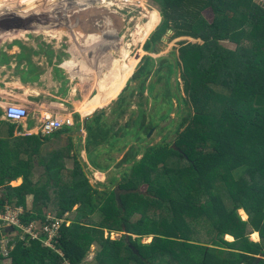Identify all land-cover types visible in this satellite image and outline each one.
<instances>
[{"label":"trees","instance_id":"trees-1","mask_svg":"<svg viewBox=\"0 0 264 264\" xmlns=\"http://www.w3.org/2000/svg\"><path fill=\"white\" fill-rule=\"evenodd\" d=\"M154 2L162 21L145 49L155 51L173 32L178 55L174 64L161 66L170 74L180 71L191 114L177 126L172 142L146 145L138 160L137 149L127 152L124 161L134 164L118 187L133 191L121 193L120 202L116 189L100 191L93 185L79 154H73V138L43 158L39 141L35 156L17 154L10 141L2 142L7 151L0 153V210H24L25 227L16 228L9 257L13 264H89L94 245L98 250L91 264H264V1ZM222 41L236 48H225ZM153 66L146 57L134 80L149 78ZM102 117L97 114L87 124L89 146L105 141L113 146ZM132 124L138 140L140 130L148 134L156 126ZM69 157L75 158L72 169ZM37 159L42 176L35 172ZM22 175L24 183L13 186ZM49 213L75 214L63 226L58 245L65 256L45 245ZM136 214L141 215L134 220ZM33 226L39 238L27 232ZM248 228L259 232V242L251 240ZM117 232L124 233L112 239ZM144 236L152 240L143 242ZM5 260L0 255V264Z\"/></svg>","mask_w":264,"mask_h":264},{"label":"rangeland","instance_id":"rangeland-1","mask_svg":"<svg viewBox=\"0 0 264 264\" xmlns=\"http://www.w3.org/2000/svg\"><path fill=\"white\" fill-rule=\"evenodd\" d=\"M263 1L261 0V2ZM34 4L36 7L61 4L63 7L79 6V9H83L78 13L68 12L69 15L56 24L59 28L63 27L62 30H57L60 34L58 38L61 42L60 52L64 55V59L69 60V71L66 72L65 68H59L58 72H61L60 76L67 79L70 89L73 87L79 91L75 84H79L82 79L77 77L73 65L75 61H88L89 68L91 69L90 66H92L94 69V72L91 70V74L96 75L99 83H104V86L100 85L102 90H99L98 93L97 90L88 89L87 97L93 98V102L97 106L111 99L100 107L93 117L103 113L100 123L109 130L108 137L113 139L110 140L113 146L105 141L99 146H92L93 152H91L80 144L78 153L91 182L98 190L116 189L119 182L122 181L124 173L130 171V167L134 164V161H124L127 152L131 148L137 149L139 154L136 159L138 160L143 156L142 152L146 145L172 142L177 135V126L191 114L190 107L184 103L186 94L180 71L175 70L170 74L167 67L161 66L165 62L174 64L176 56L174 54L178 55L173 50L178 49L175 48L176 44L170 40L173 32L168 33L163 38V42L157 44L155 51L149 52L145 49L147 41L162 21L160 8L154 0H0V9H2L0 10V35H15L20 29L27 27L32 22L30 20L37 18L33 17L35 12L22 10L35 7ZM75 14L79 15V19L74 17ZM203 15L207 20L212 19L211 13L208 11ZM96 20L104 21L103 25L99 24L106 27L99 29L98 33L95 30L98 27L94 24L95 22L93 23ZM50 22L54 21L49 20L46 24ZM110 29L111 31H109ZM221 44L231 50L236 48V45L229 41H222ZM79 45L87 53L85 55L89 56L88 60L85 58L77 60L79 57L82 58ZM40 48L42 47L40 46ZM41 51H44L43 48ZM124 51L129 60L122 59L126 56ZM49 53L52 54L53 50H50ZM60 57V62H64ZM146 57H150L154 62L151 76L145 77L146 79L134 80L135 73L143 65ZM80 70L81 75L84 74L82 67ZM118 74L122 76L117 84L113 85ZM167 77H169V81H167ZM142 85L145 86V90H142ZM78 95H81V92ZM121 99H124L123 102ZM134 121H141L145 125L154 122L156 126L150 129V131L152 130L150 135V131L145 134L143 130H140V139L138 140L134 137V132L137 130V126L132 124ZM184 128L185 125L178 131H182ZM65 129L75 132L78 130L81 135L82 129H86V127L77 125L74 128L67 126ZM83 136L84 138L88 136V132ZM84 138L83 143L85 142ZM69 158H67V167L72 169L75 167V158ZM97 164L104 168L102 169ZM146 187L147 185L140 186L144 190ZM239 213L243 218H248L242 210ZM140 215L136 214L133 219L137 220ZM74 216L75 214H70L69 219L71 220ZM93 219L100 221V214L94 215ZM123 233H113L112 239H120ZM105 235L108 237V232ZM151 240L152 236L143 237V242ZM97 250L98 247L94 245L87 260L89 264L93 262ZM2 264H13V261L11 258L6 259Z\"/></svg>","mask_w":264,"mask_h":264},{"label":"crops","instance_id":"crops-1","mask_svg":"<svg viewBox=\"0 0 264 264\" xmlns=\"http://www.w3.org/2000/svg\"><path fill=\"white\" fill-rule=\"evenodd\" d=\"M22 10L35 12L33 17L37 18L30 20L32 21L29 23L30 25L20 29L15 35H0V153L2 149L4 152L7 151L6 143L2 142L10 141L9 145L17 151L15 153L30 155L28 154L30 152L32 156H35L34 147L39 141L42 149L41 157L43 158L55 149L66 148L72 138L75 143L74 154L79 152L80 144L86 150H90V146L93 145L89 146L88 144L87 124L98 112V109L111 99L97 106L93 102V98L87 97L88 89L97 90L98 93L99 90H102L100 85L104 86V83H99L95 74H91V70L94 72V69L92 66H90L91 69L89 68L88 61H75L73 65L77 77L82 79L79 84H75L79 91L73 87L70 89L67 79L60 76L61 72H58L59 68H65L66 72L69 71V60L64 59V55L60 52L61 42L58 39L60 34L57 30H62L63 27L61 29L56 24L59 20H63L66 15H69L68 12L78 13L83 9L63 7L61 4H49L48 7L40 5ZM46 20L54 22L46 24ZM40 46L44 51H41ZM79 48L82 58L79 57L77 60L84 58L88 60L87 53L80 45ZM50 50H53L52 54L49 53ZM60 55L63 56L60 57ZM59 57L64 62H60ZM81 67L84 73L82 75ZM79 92L81 95H78ZM12 105L28 108L30 111L29 118L23 122L9 121L6 118V109ZM52 117L73 118L75 120L73 128L77 125H85L86 129H82L81 135L78 130L77 132L74 130L66 131L59 135L56 134L57 131L51 134L45 133L43 122ZM86 132H88V136L84 138L83 134ZM39 159L35 162V172L42 176L44 167L41 166ZM23 183L24 176L22 175L12 185L21 186ZM242 211L245 213L244 210ZM248 230L250 234L254 232L260 238L259 232L252 231L250 228ZM226 238L231 241L234 240L231 235H227Z\"/></svg>","mask_w":264,"mask_h":264},{"label":"built area","instance_id":"built-area-1","mask_svg":"<svg viewBox=\"0 0 264 264\" xmlns=\"http://www.w3.org/2000/svg\"><path fill=\"white\" fill-rule=\"evenodd\" d=\"M29 116V109L21 105H12L6 109V118L11 122H23L29 118ZM73 125H75V120L73 118L52 117L43 122V131L51 134L65 128L66 126ZM23 214L24 210L22 208H14L12 206H8L4 211L0 210V232L2 231V235H0V255L7 260L9 259L12 250L16 247L17 240L15 239V236L18 234L16 228L25 227L22 222ZM69 215L70 214H67L64 218H59L50 213L45 227L48 235V239L45 243L46 247L56 250L62 256H65V254L61 251L58 245L62 239L63 226L65 223L69 222L67 221ZM68 224H70V222ZM9 229H13V232L6 231ZM27 232L31 233L35 238H39L38 234L34 231V226L27 229ZM112 235L113 233L111 234V238ZM251 238L253 241L257 240L255 233L251 234ZM65 264H70V262L67 261Z\"/></svg>","mask_w":264,"mask_h":264},{"label":"water","instance_id":"water-1","mask_svg":"<svg viewBox=\"0 0 264 264\" xmlns=\"http://www.w3.org/2000/svg\"><path fill=\"white\" fill-rule=\"evenodd\" d=\"M95 23V25H97V27H98V25H99V23H101L102 25H103V23H104V21H100L99 22V20H96V21H94ZM98 29V28H97ZM96 30V29H95ZM99 32V31H98ZM97 32V33H98ZM168 33H172V31H169ZM97 36L99 35V34H96ZM102 35V34H101ZM152 133V130L149 132V135ZM131 191H133V190H127V191H125V190H123V189H120L119 187L118 188H116V190H115V193H116V197H117V200L120 202L121 201V198H120V194L121 193H126V192H131ZM7 232L8 231H11V232H13V229H9V230H6Z\"/></svg>","mask_w":264,"mask_h":264},{"label":"bare ground","instance_id":"bare-ground-1","mask_svg":"<svg viewBox=\"0 0 264 264\" xmlns=\"http://www.w3.org/2000/svg\"><path fill=\"white\" fill-rule=\"evenodd\" d=\"M84 1H85V0H84ZM34 5H35V4H34ZM37 5H38V4H37ZM35 7H36V5H35ZM78 7H79V6H78ZM75 8H76V7H75ZM73 9H74V8H73ZM9 13H11V12H9ZM126 52H129V51H126ZM120 53H121V51H120ZM124 53H125V51H124ZM125 54H126V53H125ZM125 54H124V56H125ZM121 57H123V56H121ZM128 58H129V57H128L127 54H126V56L123 57L122 59H123V60H129ZM103 60H104V58H103ZM115 70H116V69H115ZM121 76H122V75H121ZM121 76H120V74L117 75V77H116L117 79L113 82V85H114V84H117V82L120 80ZM108 78H109V77H108ZM110 83H111V82H110ZM110 88H111V87H110ZM110 88H109V90H110ZM257 236H258V235H257Z\"/></svg>","mask_w":264,"mask_h":264},{"label":"flooded vegetation","instance_id":"flooded-vegetation-1","mask_svg":"<svg viewBox=\"0 0 264 264\" xmlns=\"http://www.w3.org/2000/svg\"><path fill=\"white\" fill-rule=\"evenodd\" d=\"M47 4H48V3H47ZM64 7H67V6H64ZM78 16H79V15H77V14L74 15V17H75L76 19H77V18L79 19ZM81 19H82V18H81ZM93 23H94V21H93ZM105 28H106L105 26H102L101 24H99V25H98V29H96V30H97V32H98V31H100L99 29H105ZM111 29H112V28H111ZM111 29H110L109 31H111Z\"/></svg>","mask_w":264,"mask_h":264},{"label":"clouds","instance_id":"clouds-1","mask_svg":"<svg viewBox=\"0 0 264 264\" xmlns=\"http://www.w3.org/2000/svg\"><path fill=\"white\" fill-rule=\"evenodd\" d=\"M245 214H246V212H245ZM257 232V231H256ZM252 233H254V232H252ZM251 233V234H252ZM251 234H250V237H251ZM260 235V234H259ZM255 236L257 237V240L256 241H254V242H259L260 241V238L257 236V234H255ZM251 240H252V238H251ZM253 241V240H252Z\"/></svg>","mask_w":264,"mask_h":264}]
</instances>
